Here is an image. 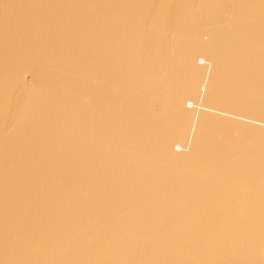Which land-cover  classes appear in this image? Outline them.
Masks as SVG:
<instances>
[{
  "label": "bare ground",
  "instance_id": "bare-ground-1",
  "mask_svg": "<svg viewBox=\"0 0 264 264\" xmlns=\"http://www.w3.org/2000/svg\"><path fill=\"white\" fill-rule=\"evenodd\" d=\"M0 264H264V0H0Z\"/></svg>",
  "mask_w": 264,
  "mask_h": 264
}]
</instances>
